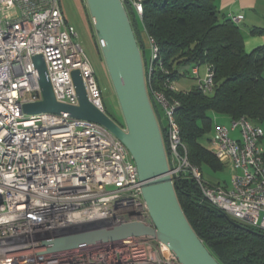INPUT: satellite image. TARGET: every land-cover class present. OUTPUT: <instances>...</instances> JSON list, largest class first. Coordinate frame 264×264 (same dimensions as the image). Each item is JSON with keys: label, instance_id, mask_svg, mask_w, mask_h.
I'll return each mask as SVG.
<instances>
[{"label": "built area", "instance_id": "1", "mask_svg": "<svg viewBox=\"0 0 264 264\" xmlns=\"http://www.w3.org/2000/svg\"><path fill=\"white\" fill-rule=\"evenodd\" d=\"M129 1L142 15V1ZM230 18L239 22L243 15ZM144 35L150 78L159 46L145 30ZM76 37L60 0H0V264H182L168 245L151 235L60 250L45 243L133 221L153 226L136 163L119 138L104 125L68 112L24 111L25 104L43 98L36 55L45 60L57 101L79 104L72 75L78 69L90 101L104 110L95 70ZM193 74L202 91H213L212 65L207 64L203 78L198 64ZM163 82L169 92L181 90L169 75ZM148 94L166 135L173 184L191 177L204 200L233 221L264 230L262 124L246 116L215 124L206 147L234 174L228 186L214 184L189 159L176 119L180 101L153 86Z\"/></svg>", "mask_w": 264, "mask_h": 264}, {"label": "trees", "instance_id": "2", "mask_svg": "<svg viewBox=\"0 0 264 264\" xmlns=\"http://www.w3.org/2000/svg\"><path fill=\"white\" fill-rule=\"evenodd\" d=\"M141 1L142 15L131 1L124 0V4L141 48L148 90L151 86L165 90L180 101L176 119L189 159L201 168L224 170V164L202 142L215 126L210 113L264 123V44L248 51L241 27L220 14L219 0ZM144 30L159 46L151 79ZM251 33L264 35V25L252 28ZM189 64L213 66V91L204 92L198 85L173 92L164 87L166 75L178 81L185 74L180 68ZM163 138L166 144L164 131ZM174 187L192 227L222 264H264L263 229L234 225L228 214L203 199L189 176L177 179Z\"/></svg>", "mask_w": 264, "mask_h": 264}, {"label": "water", "instance_id": "3", "mask_svg": "<svg viewBox=\"0 0 264 264\" xmlns=\"http://www.w3.org/2000/svg\"><path fill=\"white\" fill-rule=\"evenodd\" d=\"M86 4L125 126L90 101L78 69L73 70L72 75L79 104L57 101L42 55H36L34 61L43 98L25 104L24 111L68 112L74 117L104 125L119 138L136 163L153 226L133 221L117 226L89 228L45 243L51 250H60L129 236L151 235L168 245L182 264H222L192 227L168 174L163 134L148 94L141 48L124 1L86 0ZM232 223L242 226L233 220Z\"/></svg>", "mask_w": 264, "mask_h": 264}, {"label": "rangeland", "instance_id": "4", "mask_svg": "<svg viewBox=\"0 0 264 264\" xmlns=\"http://www.w3.org/2000/svg\"><path fill=\"white\" fill-rule=\"evenodd\" d=\"M60 2L66 19L76 28L77 31L76 40L81 44L84 52L86 53L87 57L89 58L95 70V74L99 86L102 90L104 111L110 114L113 118H115L119 122V124L125 126L124 118L114 91V87L112 85V81L109 72L107 70L105 61L103 59L95 30L93 28L91 15L89 13L86 0H60ZM243 34L244 37H247L248 35L246 31L245 33L243 32ZM146 45L148 48V44ZM148 57H149V50L148 53H146V58ZM203 66L201 67L202 78L204 77L205 74ZM188 68H189V73L187 74L188 78L194 77L193 73L191 72V65ZM185 82L186 80L182 78L179 84L182 85ZM104 101L106 104H104ZM223 120H224L223 123L225 124L230 123V119L227 118L226 116L224 117ZM262 127L264 129V123H262ZM214 133L215 130L213 129L210 133L206 134V136L203 137L202 142L204 143L203 145L205 147L206 145L208 146L207 143L208 139L212 135H214ZM206 148L209 150V147ZM202 170H203L204 178L207 181L214 184L221 182L225 186H228L230 184L231 178L234 174V171H232L229 167H225L224 170L215 171L211 167L205 165L202 167Z\"/></svg>", "mask_w": 264, "mask_h": 264}, {"label": "crops", "instance_id": "5", "mask_svg": "<svg viewBox=\"0 0 264 264\" xmlns=\"http://www.w3.org/2000/svg\"><path fill=\"white\" fill-rule=\"evenodd\" d=\"M218 9L220 11V14L226 17H230L231 15H243L241 21L236 23L241 27L242 32L245 33L246 31V33H248L247 37H245V46L248 51H252L256 47L264 44V35L251 33L252 28L264 25V0H219ZM190 65H191V72L193 73V67L196 64H189L180 68V72L185 73L184 76H182V78L186 80V82L182 85L179 84L182 78L177 81V84L179 85V88L181 90H189L193 86L198 85L197 76H195L194 74H193L194 77L188 78L187 76V74L189 73L188 67ZM202 66L203 65H198V72L200 77H201ZM203 67H204V73H206L207 65L204 64ZM210 114L213 116L215 124L224 122L223 119L226 115L215 112H211ZM226 117L231 120L229 116Z\"/></svg>", "mask_w": 264, "mask_h": 264}]
</instances>
